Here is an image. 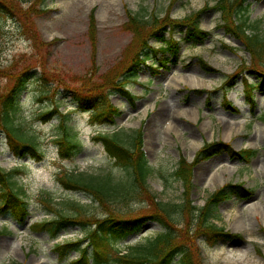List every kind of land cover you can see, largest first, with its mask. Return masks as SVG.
<instances>
[{"label": "rangeland", "instance_id": "374dc122", "mask_svg": "<svg viewBox=\"0 0 264 264\" xmlns=\"http://www.w3.org/2000/svg\"><path fill=\"white\" fill-rule=\"evenodd\" d=\"M35 1L17 3L24 9L31 8L35 27L49 44L43 51L50 75L43 80H39L42 67H34L32 62L37 52L26 22L7 5L0 7V70L29 68L33 72L21 94V111L16 122L35 136L43 152L41 159L32 155L18 157L0 133V166L7 172L17 170L14 181L16 187L25 191L29 210L24 223L10 210L0 212V264H75L78 251L62 255L55 245L84 238L90 228L88 221L68 225L56 238L32 224L55 218L57 214L49 211V207L67 214L74 212L61 204L63 200L83 204L91 215L84 219L90 222L93 216L107 215L89 194L66 188L59 174L63 170H76L127 176L128 171L115 164L99 137L101 133L117 129L126 130L127 136L142 130L143 149L152 167L147 189L156 201L171 205L183 200L184 185L174 175L181 156L192 163L205 142L217 140L231 143L235 150H256L247 162L226 152L197 162L193 168L191 200L192 205L202 206L211 193L230 182H245V187L254 189V194L246 199L231 196L216 207V224L237 236L214 245L201 237L199 245L205 264H264V89L254 91L255 105H251L243 80L246 76L249 82L257 80L245 72L235 79L234 87L225 91L227 78L236 74L238 67L252 65V56L239 39L219 27L220 13L213 8L216 0ZM248 2L251 23L264 37V0ZM206 3L210 8L202 14L200 24L210 32L208 38L193 44L184 39V28H178L175 32L176 39L180 40L177 61L167 52L165 56L171 61L166 67H160L155 58L143 65L126 86L134 99L119 91L112 81L123 79L120 64L125 61L126 49L134 43L133 33L125 29L127 10L146 17L151 13L165 16L169 12L173 18L183 19ZM93 8L98 29L95 70L89 38ZM151 43L160 46L155 41ZM198 57L219 72H204ZM80 78H89L90 85L102 86L110 102L120 109L114 125L93 123L91 111L79 107L68 87H80L83 84ZM191 79L195 81L193 86ZM14 82L0 71V92H5ZM227 101L240 111L228 108ZM56 109L50 116L45 114ZM159 113H162L160 118ZM65 131L73 134L82 146L70 157L61 155L56 141ZM148 203L141 195L121 207L132 216H141L149 213ZM175 209V221L182 226L186 219ZM164 230L165 226L158 220L145 219L140 231L118 241L117 245L127 249ZM233 244L235 249L230 247Z\"/></svg>", "mask_w": 264, "mask_h": 264}, {"label": "trees", "instance_id": "16d2710c", "mask_svg": "<svg viewBox=\"0 0 264 264\" xmlns=\"http://www.w3.org/2000/svg\"><path fill=\"white\" fill-rule=\"evenodd\" d=\"M18 1L0 0V7L3 8L4 5H7L26 22L37 52V57H33L32 62L34 61V67H42L39 80L46 79L50 73L46 69L43 49L49 44L42 39L35 27L31 17V8L19 7ZM37 1L39 0L35 2ZM248 1L216 0L214 9L221 15L220 27L226 34L239 39L252 56V65L238 68L237 73L230 77L227 86H234V80L246 71L249 75L255 76L258 80L257 83H248V80L245 82L248 95H251L249 99L253 103V91L257 88L264 89V37L259 34L257 26L251 23ZM209 8L210 6L206 3L203 8L183 19L173 18L169 12L165 16L151 13L146 17L127 10L128 20L125 23V29L133 33L134 43L126 49L125 61L120 64L123 65L120 73L123 79L112 81V83L124 95L131 97L132 94L126 86L130 78L135 77L140 68L146 65L150 59L155 58L161 66H166L170 60L165 56V53L170 52L171 58L177 61L180 50V42L174 37L177 28H185L187 41L193 44L203 43L208 38L209 32L201 28L200 21L202 14ZM97 33V21L93 8L90 13L89 38L92 45L94 70L96 69ZM153 40L161 46L157 47L151 44ZM198 63L207 73L219 71L202 58L198 59ZM0 71L4 76L15 80L10 88L5 92H0V133L5 135L10 149L16 156L32 155L41 159L43 152L40 150L35 136L29 135L22 124L16 122V116L21 111V94L33 72H30L29 68L17 71L11 67H9L10 72ZM81 81L83 84L80 87H68L76 97L79 107L91 111V121L94 123L115 124V116L120 113V110L110 102L109 95L103 93L102 86L99 84L90 85L92 82L89 81V78H84ZM226 105L233 111H239L230 101H227ZM56 111L57 109L45 112V114L50 116ZM142 136L140 130L127 136L124 129L99 134L107 151L116 160V165L128 171L125 177H115L110 172L89 174L75 170H63L59 174V179L66 188L88 193L99 202L107 213L104 217L93 216L91 224L95 227L87 232V244L83 245L85 239L56 244L55 248L62 255H66L72 250L79 251V256L74 263L102 264L115 261L114 263L118 264H205L199 245L201 237H205L210 245H214L219 240L235 236L218 226L214 221L216 207L231 196H236L239 199L247 198L254 193V190L245 187V182H230L211 193L202 206L192 205L193 168L200 160L211 158L222 151L246 162L250 161L256 151L253 149L235 150L230 143L217 140L205 142L197 151L192 163L181 156L174 175L184 185L183 200L178 204L171 205L156 201V197L147 189V181L152 167L143 150ZM56 141L60 145L63 157L77 154L82 147L74 135L69 134L68 131H65L63 136L57 138ZM17 173V170L6 172L0 166V212L5 213L6 210H10L24 223L28 215V202L25 198V191L16 187L14 177ZM141 195L142 198L149 201V213L132 216L121 207V204L136 200ZM61 204L73 209L74 212L67 214L57 208L49 207V210L55 212L57 216L51 221L36 224V226L46 229L52 237L58 236L68 225L78 224L84 218L89 217L86 207L79 202L63 200ZM175 208L186 219L182 226H179L175 221ZM145 219L158 220L165 226V230L144 239V241L128 246L122 253L117 242L140 231Z\"/></svg>", "mask_w": 264, "mask_h": 264}, {"label": "bare ground", "instance_id": "6f19581e", "mask_svg": "<svg viewBox=\"0 0 264 264\" xmlns=\"http://www.w3.org/2000/svg\"><path fill=\"white\" fill-rule=\"evenodd\" d=\"M191 82H192V83H191V86H193V83L195 82V81H194V79H191ZM159 114H160V115H159V116H157L158 118H160V117H161V114H162V113H159ZM230 247H233V249H235V246H234V244H233V245H230Z\"/></svg>", "mask_w": 264, "mask_h": 264}]
</instances>
